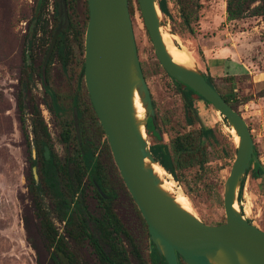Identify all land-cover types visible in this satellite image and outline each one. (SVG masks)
<instances>
[{
	"label": "rangeland",
	"instance_id": "1",
	"mask_svg": "<svg viewBox=\"0 0 264 264\" xmlns=\"http://www.w3.org/2000/svg\"><path fill=\"white\" fill-rule=\"evenodd\" d=\"M188 1L197 5L196 19L191 20L186 27L179 18L176 0H165L167 16L158 15L161 30L167 34L168 41L174 48L191 55L193 64L191 63L190 68L196 69L203 76H209L219 89V83H224L227 77H231L236 98L240 102L236 109L250 130L256 158L264 171V98L256 96L264 88V80L258 78L259 73L264 78V16L227 21L225 0ZM127 2L136 55L153 101L155 125L161 140L171 151L172 140L176 136L192 138L184 154L187 157H183L181 166L175 168V178L167 173L163 177L173 184L174 193L187 199L190 212L198 220L209 225L223 222L222 188L235 153L236 139L233 130L210 105L191 94L192 109L199 122L196 119L186 122L187 114L182 96L187 92L182 87H177L161 69L143 26L136 0ZM62 6L65 17L68 15L80 24L87 21L84 0H71L69 6ZM32 12L33 0H0V264H35V255L24 239L22 218L26 220L28 234L36 246L39 262H47V251L41 240L39 223L33 215L26 190L30 149L20 127L16 106L18 81L23 77L24 34ZM56 18L52 17V0H47L42 17L43 30L41 35L35 37L36 43L31 48L33 68L40 74L48 34L59 23V16ZM212 37L215 39L212 40ZM222 46L230 51L227 52L225 64L210 65L208 68L205 62L215 58L216 48ZM82 59L83 56L73 47L64 70L55 57L51 58L47 68L46 83L56 94L62 113L55 115L47 110L49 101L42 91L40 74L32 76L30 94L47 128L52 149L59 157L67 151L72 150L71 153H74L72 136H75L78 128L74 120L72 98L76 99L77 109L82 113L80 123L84 134L95 145L109 187L114 193L112 208L146 260V228L118 175L108 147L103 144L104 137L102 138L90 119L83 78L81 83L78 81ZM63 129L70 130L68 147L61 142L60 134ZM201 129L209 130L210 133L200 134ZM145 139L149 145L146 135ZM252 168L253 164L249 170ZM85 201L89 211L94 213L96 203L88 185L85 188ZM234 204L244 219L264 231V176L252 179L247 174L242 181L240 196ZM51 220L61 233L62 224L54 220L53 216ZM69 248L78 255V259L91 261L92 256L86 243L78 247L70 243Z\"/></svg>",
	"mask_w": 264,
	"mask_h": 264
},
{
	"label": "water",
	"instance_id": "2",
	"mask_svg": "<svg viewBox=\"0 0 264 264\" xmlns=\"http://www.w3.org/2000/svg\"><path fill=\"white\" fill-rule=\"evenodd\" d=\"M85 2L84 87L118 175L146 225L148 242L158 264L161 261L178 264L177 256L184 264H264V231L233 208L236 192L250 165H256L264 176L244 119L196 69L172 62L161 40L162 24L155 0H136L160 67L171 80L185 86L219 113L237 137L234 158L223 181L224 222L205 224L174 203L172 195L159 187L160 181L150 168V165L159 167L145 139V125L149 118L154 123V112L136 56L127 0ZM62 10L61 5L59 24L64 23ZM134 92L144 109L142 121L134 116ZM30 156L34 158L33 146ZM31 171L36 182L35 168Z\"/></svg>",
	"mask_w": 264,
	"mask_h": 264
},
{
	"label": "trees",
	"instance_id": "3",
	"mask_svg": "<svg viewBox=\"0 0 264 264\" xmlns=\"http://www.w3.org/2000/svg\"><path fill=\"white\" fill-rule=\"evenodd\" d=\"M69 1L71 0H52V17L54 19H57L60 6L62 4L69 6ZM155 3L160 14L166 17L165 0H155ZM46 4L47 0H33V12L31 19L27 22V30L23 40V77L18 81L16 96L20 127L25 135L27 147L30 149L33 146L34 148V158L29 157L30 171L26 178V190L33 209V215L39 223L42 243L47 251V262L44 264H158V258L151 244L147 242L148 251L146 260H144L136 242L117 218L111 205L114 193L109 187L95 145L84 134V129L80 123L82 113L77 109L78 105L75 98H72V105L75 110L74 120H76L78 132L75 136H72L74 139V153H71L72 150L67 151L65 155L59 157L52 149L47 128L39 108L30 94L32 76L40 74L39 71L33 68L31 48L36 43L35 37L38 34L41 35L43 30L42 17ZM84 4L87 18L85 0ZM176 5L182 24L188 27L189 22L196 19L195 10L197 5L190 3L188 0H176ZM259 16H264V0H225V19L227 21ZM85 24L86 22L80 24L67 15L64 23H57L53 32L48 34V41L43 53L45 58L40 63V79L42 91L49 101L46 108L55 115L62 113L63 109L58 104L56 94L46 83L47 68L50 65L51 58L55 57L59 61L62 70H64L73 47L83 56ZM203 77L233 109L240 105L234 92L231 77H227L224 83H219L220 89L209 76L204 75ZM82 78L83 59L79 65V83H81ZM174 83L186 90L189 96L191 94L205 103L185 86L178 82ZM186 95H184L185 101H183L187 114L185 120L190 123L191 119H195V113L192 109L191 100ZM256 96L264 98V88ZM87 102L90 119L103 138L104 134L88 99ZM77 128L75 129L77 130ZM155 128V124L147 119L145 135L149 139L148 150L154 162L165 173L175 178V168L181 166L183 157H187L184 154L187 152L192 138L184 135L176 136L172 140L170 151L165 144L159 142L158 130ZM209 133V130H200V134L208 135ZM60 137L61 142L68 147L70 145V130L63 129ZM103 144L106 148L108 147L105 138H103ZM32 168H35L36 182L33 178ZM247 174L252 179H258L263 175V172L258 170L256 165H253V168L246 172V176ZM87 185L91 188L95 199L96 210L94 213L89 211L85 201V188ZM241 187L242 183L237 191L236 201L240 196ZM239 213L242 216L241 211ZM51 216L62 224V234L54 227ZM140 220L146 228L142 218ZM21 221L25 242L35 255V264H41L38 260L36 246L28 234L25 218H22ZM70 243L77 247L86 243L92 256L91 261L78 259V255L69 248ZM177 259L178 264L182 262L178 256ZM161 264H164V262L161 261Z\"/></svg>",
	"mask_w": 264,
	"mask_h": 264
},
{
	"label": "bare ground",
	"instance_id": "4",
	"mask_svg": "<svg viewBox=\"0 0 264 264\" xmlns=\"http://www.w3.org/2000/svg\"><path fill=\"white\" fill-rule=\"evenodd\" d=\"M159 31H160L162 43L165 47L167 54L171 58L172 62H174V63H176V64H178L184 68H190L192 60H193L191 55L188 54L184 50L182 51L180 49L174 48L169 43L167 34L165 32H163L161 29ZM132 105H133L135 118L138 121H142L143 117H144V109L141 106V104L139 102V98L135 92L133 93ZM139 129L142 130V127H139ZM233 133H234V131H233ZM234 137H235L236 143H237V137H236L235 133H234ZM150 168H151L153 174L160 181L159 187L162 190H164L165 192L171 193L174 203L177 204L181 209L190 212V209H189L190 206H189V202L187 201V199L179 193H174L172 190L173 184L170 181H167L164 179L163 175L165 172L163 171V169H161L160 167H158L156 165H150ZM233 208L236 209L235 204H233Z\"/></svg>",
	"mask_w": 264,
	"mask_h": 264
},
{
	"label": "crops",
	"instance_id": "5",
	"mask_svg": "<svg viewBox=\"0 0 264 264\" xmlns=\"http://www.w3.org/2000/svg\"><path fill=\"white\" fill-rule=\"evenodd\" d=\"M215 39V37H212V40H214ZM215 44V43H214ZM213 44V45H214ZM216 52H215V58H213V59H210V64H209V62L208 61H206L205 62V64L207 65V67L209 68V66L210 65H212V66H215L216 64H220V63H222V64H225L224 62L226 61V59H227V57H228V55H227V52H230L228 49H227V47L226 46H222L221 48H216V50H215ZM235 56H236V54H235ZM208 71H210L209 69H208ZM261 73H259V79H262V80H264V78L262 77V75H260ZM258 75V74H257ZM249 132H250V130H249ZM251 135V134H250ZM252 138V137H251ZM253 142V141H252ZM253 147H254V144H253Z\"/></svg>",
	"mask_w": 264,
	"mask_h": 264
},
{
	"label": "flooded vegetation",
	"instance_id": "6",
	"mask_svg": "<svg viewBox=\"0 0 264 264\" xmlns=\"http://www.w3.org/2000/svg\"><path fill=\"white\" fill-rule=\"evenodd\" d=\"M58 16H59V13H58ZM137 56V55H136ZM138 60V59H137ZM138 64H139V62H138ZM160 66V65H159ZM139 67H140V65H139ZM162 69V68H161ZM163 70V69H162ZM140 71H141V68H140ZM141 74H142V71H141ZM166 74V73H165ZM142 77H143V75H142ZM168 77V76H167ZM169 78V77H168ZM143 79H144V77H143ZM145 81V80H144ZM172 82H173V80H171ZM174 82H176V81H174ZM173 82V83H174ZM146 83V82H145ZM175 84V83H174ZM176 85V84H175ZM147 86V85H146ZM177 86V85H176ZM178 87V86H177ZM148 88V87H147ZM149 91V90H148ZM186 91V90H185ZM187 92V91H186ZM150 94V93H149ZM179 94L181 95L182 94V92H181V90H180V88H179ZM187 97H189L190 98V96L188 95V92H187ZM150 98H151V96H150ZM182 100L183 101H185L184 100V96H182ZM151 104H152V109H153V112H154V105H153V101H152V99H151ZM192 104V103H191ZM194 112V111H193ZM196 114H195V119H196ZM198 117V116H197ZM149 120H150V118H149ZM151 121V120H150ZM196 121H198L199 122V118L198 119H196ZM154 124H155V113H154ZM155 127H156V125H155ZM156 129V128H155ZM157 133H158V137H159V142L160 143H162V144H164L163 143V141L161 140V135H160V133L157 131ZM162 169V168H161Z\"/></svg>",
	"mask_w": 264,
	"mask_h": 264
}]
</instances>
